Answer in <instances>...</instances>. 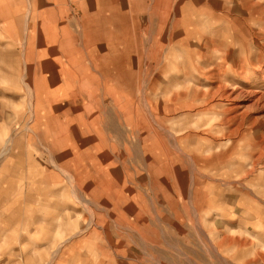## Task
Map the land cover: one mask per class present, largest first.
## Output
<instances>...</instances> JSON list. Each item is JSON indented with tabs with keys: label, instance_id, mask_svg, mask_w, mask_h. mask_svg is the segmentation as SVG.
I'll list each match as a JSON object with an SVG mask.
<instances>
[{
	"label": "rangeland",
	"instance_id": "obj_1",
	"mask_svg": "<svg viewBox=\"0 0 264 264\" xmlns=\"http://www.w3.org/2000/svg\"><path fill=\"white\" fill-rule=\"evenodd\" d=\"M9 1L0 264H264V0H129L83 65L33 56L58 27L35 47L33 0Z\"/></svg>",
	"mask_w": 264,
	"mask_h": 264
},
{
	"label": "crops",
	"instance_id": "obj_2",
	"mask_svg": "<svg viewBox=\"0 0 264 264\" xmlns=\"http://www.w3.org/2000/svg\"><path fill=\"white\" fill-rule=\"evenodd\" d=\"M1 1H5V0H1ZM12 1H15V0H10L9 2H12ZM129 3H130L129 0H33V45L35 47L38 46L36 45V42H37V39L40 37L39 26L43 27V26L49 25V26L58 27L57 28L58 31L56 30L57 35H55L54 32L50 34V31H47L46 37L41 39V40L44 39L43 47L42 48L37 47L38 50L35 51L36 54H33V56L45 55L54 60L55 57L64 55V56H69L71 60L77 58L76 62L78 64L83 65L82 62L84 58L88 57L85 55L87 52L91 51L92 49L99 48L100 43H103L106 45V41H101V40H105L101 38L102 35H104L107 32H109L110 35L117 33L116 32L117 22L112 21L110 18H108L109 20H107L106 18L103 19L106 21L101 20L102 17H109L107 14L110 15V13L104 14V13H101V11L107 10L110 12L114 10L115 15H117V10L118 9L125 10V6L126 7L129 6ZM9 7L15 8L16 5H9ZM74 9H76L79 12V14L77 13L72 14L74 12ZM70 10H73V11L71 12ZM52 16L56 19V21H53V20L50 21ZM71 18H74V19L82 18V20L79 21V24H81V27H82V34L85 33V37L83 39L86 42H81L82 37L80 36V34L76 36L72 31H70V28L67 25L70 24L69 20ZM85 18L88 21L85 20ZM86 24H93L95 27V32L97 34L91 36L94 30L91 29L90 27H85ZM126 30L128 31L127 27H126ZM127 31L123 30L122 34H130ZM100 34H101V37H100ZM14 39L17 40L15 37ZM113 39H116V37L109 36L108 38V40H110L109 48L117 44L116 41H113L112 43ZM49 41H53L57 43L56 45L49 46L48 44ZM61 42H65L66 44H61ZM0 46H4V44L1 43ZM58 46H60V48H58ZM11 56L15 59V63L18 65V66L16 65L15 66L17 67L18 70H20L19 66H21V61L16 59L18 55L14 54V55H10V57ZM108 56H113V59L117 61V52H114V53L110 52V55ZM6 57L7 55H6V51L4 50V48L0 49V84L5 81V79L3 78V75L6 70V66H5ZM16 60L18 61L16 62ZM42 66L44 65L42 64ZM60 68L61 67H59V70H57V74H60ZM35 70H36V73H38L37 68H35ZM79 70L82 72H85V71L92 72L93 70H97V69H86V68L84 69L83 68ZM43 72L44 70L41 71V74L38 73L39 74L38 76L33 77V82H35V84H33V89H36V93H35L36 100H35V105H34L35 113L36 112L39 113V109L40 107H43V102H44V101L43 102L40 101L39 93L37 90H39V88L45 87L46 84L50 80H52V77L47 80L46 76L43 75ZM70 82H71L70 78L67 77L66 83L69 84ZM2 94L3 92L2 93L0 92V145L7 143V141L10 140L9 138L11 137V134H12V129L10 127L12 125L7 124V121H6L7 116L5 115L6 111L4 108V105L6 102L3 101V99H1ZM16 103L18 104V106L19 104H22V102H11V105H14ZM20 109L21 107L19 106L18 111ZM9 118H12V117H9ZM56 131L59 132L60 129L57 128ZM13 143H14V140H13ZM52 145H49V146L51 147ZM59 150L60 151L64 150L63 144H61ZM13 151L21 152V148L14 145V150L12 147V152ZM47 151L51 152L52 154L54 150H51V148L50 149L47 148ZM48 152L47 154H49ZM35 159H36V156L33 155V162L37 163ZM55 168L57 169V167ZM14 169H16V167H14ZM42 171L45 172V170H42ZM42 171H40V173ZM54 172H55L54 170L51 171V173H54ZM56 174L58 175V173ZM38 178H43V177H38V176L35 177L34 172H33V182L37 180ZM41 182H43V179ZM51 182H53L52 178H51ZM34 183L38 184L37 182H34ZM50 216L58 217V214L50 215Z\"/></svg>",
	"mask_w": 264,
	"mask_h": 264
}]
</instances>
